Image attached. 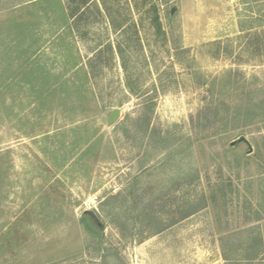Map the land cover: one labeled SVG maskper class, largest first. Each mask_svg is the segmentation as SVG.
<instances>
[{"label":"rangeland","instance_id":"374dc122","mask_svg":"<svg viewBox=\"0 0 264 264\" xmlns=\"http://www.w3.org/2000/svg\"><path fill=\"white\" fill-rule=\"evenodd\" d=\"M0 264H264V0H0Z\"/></svg>","mask_w":264,"mask_h":264},{"label":"trees","instance_id":"16d2710c","mask_svg":"<svg viewBox=\"0 0 264 264\" xmlns=\"http://www.w3.org/2000/svg\"><path fill=\"white\" fill-rule=\"evenodd\" d=\"M151 8H153L154 10H156L155 6H151ZM155 28L157 29V31L161 32L162 31V27H161V22L159 20V17L156 16L153 20H152ZM141 120H146V121H149V116L146 114L143 118L141 117L140 121ZM196 212V210H193L191 212H189L187 215L181 217L182 218H187L191 215H193L194 213ZM85 222L88 224V227L89 229L91 230H96L97 232L99 231V229L97 228L96 226V218L93 216V214H90V213H87L84 215V218ZM156 218L152 219L151 217V220H155ZM177 222V221H176ZM176 222H174L173 224H176ZM163 229L162 228H158L157 230L153 231V234H157L159 232H161Z\"/></svg>","mask_w":264,"mask_h":264},{"label":"water","instance_id":"95a60500","mask_svg":"<svg viewBox=\"0 0 264 264\" xmlns=\"http://www.w3.org/2000/svg\"><path fill=\"white\" fill-rule=\"evenodd\" d=\"M120 117V109H114L110 115L109 124L113 123Z\"/></svg>","mask_w":264,"mask_h":264}]
</instances>
